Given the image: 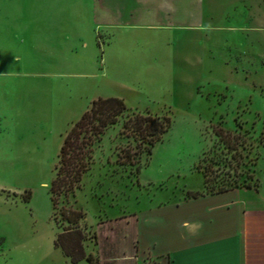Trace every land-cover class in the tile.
I'll list each match as a JSON object with an SVG mask.
<instances>
[{"label": "rangeland", "instance_id": "374dc122", "mask_svg": "<svg viewBox=\"0 0 264 264\" xmlns=\"http://www.w3.org/2000/svg\"><path fill=\"white\" fill-rule=\"evenodd\" d=\"M39 1L44 2L0 0V264H72L54 247L60 229L48 187L59 146L79 117L59 133L58 143L52 137L41 139V133L61 131L86 99L104 95L102 90L123 98L130 112L168 115L172 122L149 152L136 154L132 166L121 164L125 149L135 151L132 139L119 134L122 120L107 129L92 147L93 163L74 196L59 200L58 208L84 212V252L98 256V264H167L165 258L152 256V248L167 244L166 225L175 218L163 217L166 225L151 224L148 210L177 204L188 191L204 193L234 176L240 183L247 177L251 184L258 180L257 194L264 203V34L260 38L218 28L233 24L243 5L234 0H150L166 23L190 24L202 15L204 28L175 33L186 37L191 59L186 65L167 78L150 70L138 81L139 88L132 82L130 89L92 79H63L54 86L24 83L19 74L23 67L12 63L15 56L23 57V36L13 31L23 11H35ZM22 85L26 87L20 101L14 94L22 92ZM215 128L238 136L234 160V151L217 140ZM203 153L208 154L205 163L199 162ZM210 158L221 162L207 163ZM198 164L208 166V188ZM25 192L30 193L27 202L22 200Z\"/></svg>", "mask_w": 264, "mask_h": 264}, {"label": "crops", "instance_id": "0c3cea01", "mask_svg": "<svg viewBox=\"0 0 264 264\" xmlns=\"http://www.w3.org/2000/svg\"><path fill=\"white\" fill-rule=\"evenodd\" d=\"M234 1L243 5L244 11L233 24L218 28L243 30L262 38L264 0ZM202 28V15L190 24L166 23L150 0H44L37 3L35 11H23L20 26L13 31L15 36H23V57L15 56L12 63L23 67L19 74L24 83L35 80L54 86L63 79H92L130 89L133 82L139 88L138 81L150 70L166 77L186 65L191 60L185 50L187 40L177 34ZM24 87L14 94L20 101ZM101 92L104 95L87 98L61 131L41 133V139L52 137L58 143L59 133L80 117L92 100L115 97L108 90ZM257 190L237 188L150 208L151 224H165L163 217L170 215L175 221L171 219L169 227L165 224L167 244H159L158 249L152 248L156 254H149L165 258L167 264H264V203Z\"/></svg>", "mask_w": 264, "mask_h": 264}, {"label": "trees", "instance_id": "16d2710c", "mask_svg": "<svg viewBox=\"0 0 264 264\" xmlns=\"http://www.w3.org/2000/svg\"><path fill=\"white\" fill-rule=\"evenodd\" d=\"M119 134L125 138H131L134 142V149H125L122 154L121 164L132 166L135 156L138 152H149L152 147L162 140L163 135L171 127V118L168 115H153L149 112L131 111L126 107L120 98L107 97L97 98L90 102L89 107L81 116L72 124L65 133L62 143L57 153V162L54 166L55 175L48 187V195L51 208L54 211V219L60 231L54 240V247L59 249L64 257L70 263L76 264L85 260L87 264H98V256L84 252L83 242L86 240V232L80 229L81 223L85 227V214L83 211L72 207H57L61 198L73 197L75 190L82 176L90 169L92 161V147L100 142L101 137L107 129L113 127L121 121ZM214 135L227 151L233 152L230 160H234L237 147L240 145L236 140L238 136H230L222 128L213 129ZM205 154V153H203ZM208 154L201 157L199 162L205 163ZM220 159H208L207 163L220 164ZM229 161V160H228ZM227 161V162H228ZM230 163L223 162V166ZM138 168V167H137ZM136 168V171L138 170ZM197 171L203 176L205 187L211 181L208 174V166L198 164ZM240 174H238L239 176ZM218 176V175H217ZM227 176H232L227 173ZM249 176V175H248ZM251 176V175H250ZM234 178H236L234 176ZM233 178V179H234ZM241 178V177H240ZM227 179L224 184L216 188L211 187L204 193L186 192L185 198H197L206 194L223 193L237 188H254L258 189V180L255 179L253 184L250 180ZM30 193L25 192L22 200L27 202ZM96 238V236L94 235ZM3 245V238H0V249Z\"/></svg>", "mask_w": 264, "mask_h": 264}]
</instances>
